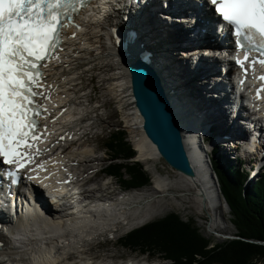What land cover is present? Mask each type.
<instances>
[{"label": "bare ground", "instance_id": "obj_1", "mask_svg": "<svg viewBox=\"0 0 264 264\" xmlns=\"http://www.w3.org/2000/svg\"><path fill=\"white\" fill-rule=\"evenodd\" d=\"M119 1L121 2V6L117 4L113 5V8L109 4V0H95L92 1L94 4L92 7L85 6L82 11H80L76 21L69 23L67 28H65L66 35L75 33V35H73L74 38L71 37L67 39L66 46L62 49L60 55L48 63L45 62L43 65L45 71L41 87L43 94H45L46 103L42 104L45 112L42 117L39 139L33 142L31 147L27 146L22 151L27 154L29 158L30 155L35 156L34 159L36 161L33 163L32 167H39L36 171L40 173L39 177L42 179L43 184L41 188L45 190V193L52 195L53 198H57V196L61 195L66 197L68 195L69 199L60 204L57 203L55 206H48L38 211L39 213L33 214L22 209H13V207L9 205L0 206V226L9 224L6 226V234L0 231V264H60L62 260L61 257L64 253H66L64 258L67 260L70 249L74 248L78 250V248L83 245H81V243L89 240L91 236L105 231H111L113 227H118L120 225H128L127 227L131 229L140 224L145 220V215H141L140 213L141 208L139 207L142 204L137 203L138 199L142 201V199L148 197L150 200L154 194L164 193L171 189V187H167V179L160 174L156 176L157 178L154 177V184L151 185L150 188H144L145 190L142 192H137L138 190L134 189L130 191L129 195L119 197H112L106 194L104 192V187L101 185L87 186L88 189L84 188L82 190H77L74 186L71 189L68 188L76 180H79L77 182L81 183H86V180H94V177L89 175L83 176L81 180V178L75 174L76 168L72 166L76 163H81V165H83L86 160L92 159L89 154L92 149L87 150L80 146L71 149L70 145L75 144L79 139L81 140L86 134L85 131H90L92 128L91 122L95 121L92 114L96 109V105H91L89 107L86 103L89 94L88 91L84 92V90L87 89L88 85H86V82L80 80V75L82 71H85L84 69L91 71V68L94 67L96 62L102 63L107 57L108 60L105 61V64L97 67V74L100 76L103 66L110 70L109 75L102 79L103 82H109L107 92L110 96L107 98V102L108 99L111 102L117 99L119 104L126 106L131 105L128 107V111H125L126 115L124 120L131 133H133L132 138L137 152L135 154L136 159L147 162L159 158L154 144L147 139L142 130V118L134 107L130 91V76L127 66L132 61L137 60L138 57L146 62L145 57L140 55L134 56L137 55V52L134 53V51L129 53L117 51L110 43V29L115 25L114 23L117 20L116 25L120 27L122 32L121 36L123 38L125 34V41L132 42L133 40H137V51L142 53V51L148 47V50L152 53V57H155L159 54L145 41V38H143L144 45H141L140 41H138L140 36H145L143 33H141V35L140 32L139 34L136 33L135 23L132 22L133 24H131L130 21L127 20L129 14L131 16L135 15V17L138 16L140 29H143L144 33L148 25L156 24L157 30L160 31V33H171V36L176 34L178 39L174 37L172 39L175 40L174 45L177 48L173 49L172 52H177L180 48L184 49L183 41L188 40V38L184 36V34L179 33L180 31L175 24L177 21L184 22L187 19L185 17L177 18V16H173L172 12L179 13V10L171 11L168 7L164 9L171 11L170 14H172V16L168 14L169 12H161L160 10H162V8L160 3L154 0L151 2L144 1L140 7L134 8L130 6V0ZM186 1L188 2V0ZM190 2L192 3V1ZM194 2L196 1L194 0ZM194 5L198 7L197 3ZM128 7L131 8L126 10ZM148 10L151 11V13ZM145 12H147V14H144ZM143 16L147 17L146 21L149 23L142 19ZM165 19H168V23ZM119 20L122 21L123 24H119ZM162 20L166 22L163 23ZM166 24L171 26L167 25V28ZM197 26L198 31L195 26H192L190 32L196 31L198 34L201 32L199 35L201 38L199 37V39L202 41H205L203 38L210 37L211 35V37H213L217 34L213 25L209 26L206 24L204 27L201 25ZM131 29L135 30V34L131 33ZM213 30L215 31L213 32ZM188 34L191 35L190 33ZM177 41L180 46H178ZM189 42L191 49L188 51L191 54L197 53V55H199L200 51L196 49L199 47L198 40H189ZM187 43L188 42H185V44ZM157 48H159V46H157ZM119 49L131 50L127 43L120 45ZM182 52L185 53V50H182ZM202 54L207 56V52H203ZM113 56L117 57L116 61H114ZM129 57H133V59L123 61L124 58ZM165 57L167 58L166 54ZM220 57L224 59L228 56L223 54ZM215 59L212 60V62H215ZM109 60H113V62H109ZM217 60H219V58H217ZM212 62L201 59L199 67L196 68L195 65L191 63V68L188 70V72L191 73V77L185 78L183 76L184 80L181 82L183 85L180 84V86L185 85L191 92V95L200 97V89L191 85L189 79L195 75H198L200 78L204 75H209V77H207L208 80L211 77L219 79L220 73L217 69L218 67L216 63ZM162 66H165L168 70L167 72L172 75L168 65L163 64ZM248 66V72L250 74H252V71L256 69V67H259L253 64H249ZM157 67L158 70L161 69L158 65ZM258 71L261 70L258 69ZM249 73L245 77V83L247 84L246 88H248L247 97H249L247 100H249V105L256 109V111L250 110V113L253 115L257 113L259 118L264 119V88L259 101H253L250 88L252 84L258 82V80ZM157 74L159 75L158 71ZM161 74L163 76L161 77L159 75L160 81L163 82L164 85L169 83V88L175 90L174 97L168 94V100L173 111L175 109L174 114L178 122L182 144L193 170L192 176L181 174L188 179L189 184L196 185L195 187L198 190V194L204 202L202 205L205 206L207 210L206 213H209V211L212 212V217L210 218V221H212L211 224L218 226V228L213 229L212 226H209L208 221L207 224L212 232L220 233L223 230L221 226L223 227L224 224L222 225V221L218 220L219 216H222V212H220L219 209L222 207L221 202L224 201L220 199L222 195L219 185L216 184L215 179L209 172L210 163L207 155L208 151L205 148L203 151L201 148L198 123L201 126L199 129H204L208 122L217 134L228 135V139L221 140H226V143H223L222 149L228 151H233L235 149L231 143L236 141L237 136L239 140H243V135L251 133L250 127L252 128L253 124H251L249 129H246L245 123L247 120L244 122L241 116H228L225 105L221 104L216 99H214V101L218 104L220 109L218 113V111L215 110L216 108H214V115H208V103L204 104L199 101L201 105L199 104L198 109L194 106V103H192V107L186 104L184 106L182 99L179 98L180 92L178 90V82L173 77L174 87H171L172 83L168 81L167 74L163 72H161ZM220 79L222 80V78ZM176 89L178 92H176ZM174 100L181 108L183 107L186 109L190 106L188 108L189 111L186 112V110L183 111L181 108L178 109L173 103ZM221 109L224 110L227 122L217 120L215 116L221 114ZM199 110L200 113H203V115L205 114L204 117L207 121L202 120V116L198 113ZM237 111L239 113L240 110L237 108ZM209 117H212V119H208ZM256 119L258 118L256 117ZM239 124L240 127H238ZM233 127H236V129H233ZM80 129L83 130L80 132ZM200 150L203 151V156ZM77 177L78 179H76ZM254 183H256V180L252 185H255ZM87 184L89 183L87 182ZM188 188L191 190V187ZM185 189L187 188L185 187L184 190ZM98 190L101 192L100 197L103 198H98L96 196V199H93L95 196L94 193ZM15 196L19 197L18 195ZM11 209L14 211L13 215L9 213ZM214 214H217V216L215 217ZM208 215L209 214H207V218ZM88 257V259L83 260V258H86L83 256L81 257L82 260H76V262L71 264L141 263V261L134 260L131 257L120 262L116 260L113 262H104L102 259L99 261H91L95 256ZM145 259L146 257L142 258V260Z\"/></svg>", "mask_w": 264, "mask_h": 264}, {"label": "rangeland", "instance_id": "obj_2", "mask_svg": "<svg viewBox=\"0 0 264 264\" xmlns=\"http://www.w3.org/2000/svg\"><path fill=\"white\" fill-rule=\"evenodd\" d=\"M144 1L145 2H151L152 0H139L137 2H140L142 4V2H144ZM135 6L136 5L131 4L132 8ZM149 12L151 13V11H149ZM144 14H147V12H145ZM137 17L138 16L135 17V15L131 16L129 14V16L127 18H130L132 20V22L135 23L136 33L139 34V32H140V35H141V33H143L145 36V37L140 36V39L138 38V41H140V43L144 44L143 38H145V41L157 51V53L159 55L155 56V57L153 56L154 57L153 60L159 67H161V69H159V70L161 72H163L164 74H167L166 76L168 78V81L172 83V85L170 84L171 87L172 86L174 87V84H173L174 82L172 80L173 77L178 82V84H179L178 90L180 92L179 98L182 99L184 106L186 104V105H190L192 107L193 106L192 103H194V106L198 109L199 104L201 105V103H199V101H200L204 104L208 103V105H209L208 115H214V108H216L215 110H217L219 113L220 107L214 101V99H213L214 96L211 95L210 90H209V86L207 84L208 83L207 77H209V75H204L202 78H200L198 75H195L189 79V83H191V85H193L197 89H200V94H199L200 97H197V96L195 97V96L191 95V92L189 91V89L187 87H185V85L180 86V84H182L181 82L184 80V77L185 78L191 77V73L188 72L189 68H191L190 67L191 61H190V58H188V56L186 55L187 52L186 51H185V53L182 52L181 48H180V50H177V52L176 51L172 52L173 49L177 48L174 45L175 40L172 39L173 37L175 39H178L176 37V34H173V36H171V33H167V32L160 33V31L157 30L156 24L148 25L147 26L148 28L146 27V31L144 33L143 29H140V22H139V19ZM142 19L144 21H146L147 17L143 16ZM147 23H149V22H147ZM168 26H171V25H168ZM146 36L148 37V39ZM127 44L131 48V50L129 49L130 52L131 51H134V53L137 52V55L133 54L134 56H138L141 54L139 51H137V40H133L132 42H128ZM159 44H161V45H159ZM157 46H159V48H157ZM178 46H180L179 42H178ZM165 54H166L167 58L165 57ZM190 54L191 53H189L188 55H190ZM113 58H114V61L117 60V57L113 56ZM128 59L129 60L133 59V57L124 58L123 61L124 60L126 61ZM107 60H108V57L102 63L96 62L94 64V67L91 68L92 70L90 69L91 71L86 70V69H84L85 71L80 70V71H82V74L80 75V77H81L80 80H82L83 82H86L87 83L86 85H88L87 89L84 90V92L88 91V94H89L88 100L86 101V103L89 105V107L91 105H96V109L92 114L93 119H95V121L91 122L92 128L90 129V131H88V130L85 131L86 134L83 138H81V140L79 139L75 144L70 145L71 149L79 147V146L82 148H85L87 150L92 149L89 152L92 159H90L88 161L86 160L83 163V165H81V163H79V164L76 163V164L72 165V163H71V165L76 168L75 174L79 178H81V180L83 179V176L89 175L91 177H94L93 178L94 184L93 183L92 184L94 186H97V185L103 186L105 189L104 192L106 194L112 196V197H118L119 195H121L120 191L117 190L118 186L121 188H124L125 193H129L130 191H132L134 189L138 190L137 192H142L145 189L150 188L151 185L154 184L153 179L158 174H160L162 177H165L167 179L166 180L168 183L167 187H171V189L167 190L164 193L154 194V196L150 200L148 199V197H146L147 199L146 198L142 199V201H140L138 199L137 203L142 204L139 207V208H141L140 213H141V215H145L144 216L145 220H143L140 224L134 226L131 229L127 227L128 225H124V226L120 225L118 227H113L110 232L105 231L103 233L96 234L95 236H91V238L89 240L81 243V245L82 244L83 245L80 246L78 248V250L71 248L69 251V254L67 255L68 256L67 260L64 258L65 254H66V253H64L63 256L61 257L62 260H61L60 264H71L73 262H76V260L80 261V260H82L81 257H83V256L86 257V258H83V260L88 259L89 258L88 256H91V257L95 256L91 259V261H93V260L99 261L102 259V261H104V262H108V261L113 262L115 260L120 262V261H124V260L128 259L129 257H131V258L135 257L138 260H141V257L142 258L147 257V255L149 257H152V259L150 261L151 264H160L161 258L163 259V261L166 264H176L175 262L177 260H175V258H173V256H169L168 253L170 250L172 252L176 253L177 246L180 243L177 242L176 239L172 238V236L169 234H164V236L161 234H157L156 236L154 235L155 238H153L151 240L144 239L148 236L145 234L143 235V233H142V235L138 234L139 237H137L136 239H139V240L143 239L144 241L140 244H135V245H131V244L129 245V243L124 244L123 242H121L122 239H118L119 237H121L123 235H124L123 237H125L128 234L130 235V234L138 233V231L143 230L142 227H144L145 225H148L152 222L160 220V219L168 216L169 214L178 215L179 218L181 220H183L184 222L191 223L195 227V229H197L198 234L202 238L207 240V247H211L216 243L218 244V243H221V242L226 241V240L237 238V234H235L237 232V229L232 222L233 215L230 213V209L226 206L227 204L222 202V207H220V209H219V211L222 212V216H219L218 220L222 221L221 222L222 225L224 224L223 227L220 225L221 228H223L222 232H220V233L219 232H216V233L212 232L211 228L209 226H212L213 229L218 228V226L211 224L212 221H210V218L212 217V212L209 211V213H206L207 210L205 209V206L202 205V203H204V202L202 201V199L200 198V196L198 194V190L195 187L196 185L189 184L188 179L184 175H182L179 172L177 173V171H175L169 165H167L162 160V158L160 156L158 159H155L154 161L151 160V161H147V162L136 159L135 154L137 152H136V149L134 147V141L132 138L133 133H131L130 129L127 126V123L124 120L125 115H126L125 111H128V107H130L131 105L126 106V105L119 104L117 99L113 100V102L109 101V99H108V102H107V98H109V96H110V94L107 92L109 82L108 81L103 82L102 79H103V77H107L109 75L110 70H108L107 68H105V66H103L102 72L100 73V76L97 74L98 73L97 67L99 65L105 64V61H107ZM111 61L113 62V60H109V62H111ZM163 64H166V65H168V67H170L169 70H171L172 75H170L167 72L168 70L165 66H162ZM159 70H157V71H158L159 75L162 77L163 75L161 74V72ZM105 72H106V74H105ZM168 74L170 77L168 76ZM176 92H178L177 89H176ZM173 103L177 106L178 109L181 108V107H179V104L175 100ZM189 107H187L186 109H184L182 107L181 109L183 111L186 110V112H188ZM198 113L202 116V120L207 121L204 117L205 114L203 115V113H200V110L198 111ZM215 116H216L217 120H222L223 122H227L225 119V113H224L223 109H221V114H218ZM208 119H212V117H209ZM89 123H90V121H89ZM207 124H208V122H207ZM198 125H199V127H201L199 123H198ZM199 127H198V133L200 134V136H202L205 131L201 132L202 129H199ZM238 127H240V124ZM233 129H236V127H233ZM81 130H83V129H80V132H81ZM212 130L214 133H216L213 128H212ZM115 134L117 136L121 135L123 140L134 149L133 155L127 157V159L123 158L122 154H116L115 153L116 155H119L122 158L121 161L124 162L123 167L120 168L118 173L111 172L110 167L112 165H114L113 164L114 162H117L119 160V158H117L119 156H116L113 153L112 148L110 149L108 146H105L106 142L109 141V137L111 138V135H115ZM217 135L221 137L223 134L222 135L217 134ZM245 136H247V135H245ZM247 138H249V137H247ZM221 140L222 139H220L221 143H217V141H219V140H215V142H213V144H212V146H213L212 148H211V146H209L211 148V150L213 151V153H208V160L212 165L211 166L212 169H217V170L223 171L222 168L225 170H227V169L229 170L230 167L235 168L238 165V174L235 175L236 179H234L233 181L237 185L241 184L240 189H241L242 193L244 191H248L250 188H252V186H253L252 183L255 180H256V182H258V180L260 179V176L262 174H264V165L261 167V169H259L257 171L258 173L256 172L257 174L255 176L253 175L254 176L253 178L251 177L252 179L249 178L248 175L245 178L244 171L248 170L247 165L249 163L248 160L250 158V154L237 150L235 145L237 146V145H239V143L236 144L235 143L236 141L232 144V146H234V148H235L233 151L224 150V149H222V146H223V143H226V140L225 141H221ZM207 141H209L208 138H207ZM207 141H206V143H207ZM200 145H201V148H204L201 140H200ZM242 145L245 146V144L239 145L240 149L244 151V148ZM254 153L256 154L257 152L254 151ZM254 153L251 154V157ZM137 164H139L141 166L142 170L146 173V175L149 179V183H147L145 185L139 184V185H134V186L131 185L130 187H125L124 186L125 182L130 184V181L132 178V176L130 175V173L128 171L129 168L132 167L133 169H137L138 168ZM128 166H130V167H128ZM80 170H81V172H80ZM228 170L225 171L226 172L225 174H227L229 172ZM95 172H96V174H93ZM230 174L231 173H229L228 175H230ZM78 177L76 179H78ZM106 179L107 180L111 179V181H107L108 182L107 183ZM77 181H79V180L75 181L77 190H79V189L82 190L84 188L85 189L87 188L86 184L90 180L89 181L86 180V183H81V182H77ZM184 186L188 190L187 189L184 190V188H185ZM132 187H134V188H132ZM188 187H191V190H189ZM100 194H101L100 190H98L96 193H94V195L98 196V197H100ZM220 199L222 201H224L223 198H220ZM207 214H209L208 218H207ZM214 216L216 217L217 214H214ZM203 221H205V222H203ZM207 221L209 222V226L207 224ZM114 229H116L117 231L116 232L113 231ZM159 229H161V228H159ZM112 231L114 233H111ZM159 231H161V230H159ZM125 234H127V235H125ZM111 235H114V237L112 238ZM149 237H151V236H149ZM253 241H256L257 243L264 244V242H258L259 240H253ZM153 245H155V246L153 247ZM165 247L167 249L169 248L170 250L168 249L169 251H166V250L164 251L161 249V248H165ZM148 251H150V252H148ZM146 253H151L152 256H150L149 254H146ZM194 257H195V260H198V259L202 260L203 259V257L200 254L194 255ZM71 258H73V259H71ZM182 260H184V258ZM253 262L255 264H264V261H262V260H256V261L253 260ZM198 263H199V260H198ZM195 264H196V262H195Z\"/></svg>", "mask_w": 264, "mask_h": 264}, {"label": "snow or ice", "instance_id": "obj_3", "mask_svg": "<svg viewBox=\"0 0 264 264\" xmlns=\"http://www.w3.org/2000/svg\"><path fill=\"white\" fill-rule=\"evenodd\" d=\"M83 0H0V158L4 165L23 167L21 146L31 135L39 115L32 105L40 73L37 61L59 41L62 22ZM215 13L234 30L237 47L253 45L264 56V0H208ZM75 35V33H73ZM243 41L246 43H242ZM247 58V57H246ZM238 64L241 61H236ZM264 63V59L259 61ZM260 79L264 80V76ZM36 139L35 136L32 137ZM32 145L29 144L28 147ZM4 175L17 183L16 170Z\"/></svg>", "mask_w": 264, "mask_h": 264}, {"label": "trees", "instance_id": "obj_4", "mask_svg": "<svg viewBox=\"0 0 264 264\" xmlns=\"http://www.w3.org/2000/svg\"><path fill=\"white\" fill-rule=\"evenodd\" d=\"M106 145L110 149L112 148L114 154H122L125 159L133 155V150L121 135H111ZM123 163L112 165L110 171L118 173L120 168L123 167ZM137 165V169L129 168L128 171L132 178L130 184L123 183L125 187L149 183L146 173L139 164ZM222 170L215 169L220 182L221 194L230 209V213L233 215L232 222L237 229L235 233L237 238L207 247V240L198 234L197 229L191 223L184 222L178 215L169 214L160 220L145 225L142 227L143 230L138 231V233L126 234L127 236L120 238L122 239L121 242L124 244L129 243V245L140 244L144 240L136 238L139 237L138 234L142 235V233L148 236L144 238L146 240L155 238L154 235L157 234L163 236L169 234L180 243L177 246L176 253L168 248L169 251L166 247L161 249L169 251V256H173L177 260L176 264H195V262L196 264H255L253 260L264 261V244L253 241H264V174L260 176V179L252 188L242 193L241 184L237 185L233 181L236 179L235 175L238 174V168L230 167L229 170L227 169L229 171L227 174H225L227 170L223 168ZM229 173L232 175H228ZM199 254L203 259H198V263L194 255ZM183 258L184 260H182Z\"/></svg>", "mask_w": 264, "mask_h": 264}, {"label": "water", "instance_id": "obj_5", "mask_svg": "<svg viewBox=\"0 0 264 264\" xmlns=\"http://www.w3.org/2000/svg\"><path fill=\"white\" fill-rule=\"evenodd\" d=\"M117 51L130 52L129 49ZM127 68L130 76L132 101L136 111L142 118V130L145 136L154 144L158 155L167 165L186 176H192L193 170L182 144L178 122L174 114L175 109L173 111L168 100V94L173 95V93L166 86L167 84L164 85L160 81V76L156 71L158 69L152 61L148 63L138 57L137 60L129 63ZM131 149L134 150L132 147ZM118 158L119 160L113 164L123 163L122 158ZM211 166L210 163L209 172L213 173L212 176L216 184L220 186L217 173ZM222 198L224 200L223 195ZM224 203L226 204L225 200Z\"/></svg>", "mask_w": 264, "mask_h": 264}]
</instances>
